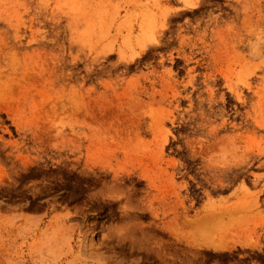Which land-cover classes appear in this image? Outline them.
I'll return each instance as SVG.
<instances>
[{"label":"rangeland","instance_id":"1","mask_svg":"<svg viewBox=\"0 0 264 264\" xmlns=\"http://www.w3.org/2000/svg\"><path fill=\"white\" fill-rule=\"evenodd\" d=\"M0 264H264V0H0Z\"/></svg>","mask_w":264,"mask_h":264}]
</instances>
